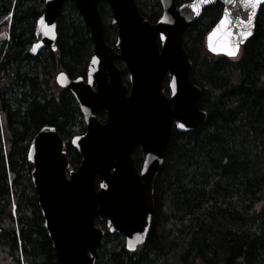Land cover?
I'll use <instances>...</instances> for the list:
<instances>
[{"label": "trees", "instance_id": "obj_1", "mask_svg": "<svg viewBox=\"0 0 264 264\" xmlns=\"http://www.w3.org/2000/svg\"><path fill=\"white\" fill-rule=\"evenodd\" d=\"M133 1L150 24L161 17L158 0ZM188 2L174 0L177 7ZM43 6L44 0H0V26L8 24L0 42V264H58L31 185L32 137L52 127L65 142L68 171L81 161L70 141L85 132L82 114L54 77L63 72L86 80L93 44L76 8L65 3L55 51L31 55ZM98 6L104 41L113 47L110 10ZM221 11L220 4L205 8L182 36L206 121L191 132L172 128L142 246L127 251L123 236L95 219L103 235L94 264H264V2L235 58L215 57L204 47ZM116 64L127 83L124 64ZM96 118L102 123L104 112ZM133 155L138 169L140 149Z\"/></svg>", "mask_w": 264, "mask_h": 264}, {"label": "water", "instance_id": "obj_2", "mask_svg": "<svg viewBox=\"0 0 264 264\" xmlns=\"http://www.w3.org/2000/svg\"><path fill=\"white\" fill-rule=\"evenodd\" d=\"M263 2L249 8L241 0H204L193 12L189 7L193 0L179 7L174 0H158L161 17L150 24L133 0H44L31 55L46 48L55 51L57 19L65 3L76 8L93 44L86 80H71L62 72L55 76L56 85L71 94L85 124V132L70 141L80 156L79 166L67 172L65 142L52 127L38 131L27 149L31 185L58 264H94L103 235L94 226L97 218L105 221L110 233L123 236L127 251L142 246L150 230L153 182L172 128L191 132L206 121L182 36L205 8L220 4L222 15L205 36V49L215 57L235 58L250 38ZM99 3L109 8L117 30L113 47L104 41ZM226 13L230 26L218 29ZM244 32L250 35L245 38ZM210 35L215 51L209 48ZM225 42L238 49L235 56L225 54ZM116 62L124 64L127 85ZM165 79L168 96L163 93ZM101 111L102 123L96 118ZM138 148L143 157L139 170L132 157Z\"/></svg>", "mask_w": 264, "mask_h": 264}, {"label": "snow or ice", "instance_id": "obj_3", "mask_svg": "<svg viewBox=\"0 0 264 264\" xmlns=\"http://www.w3.org/2000/svg\"><path fill=\"white\" fill-rule=\"evenodd\" d=\"M204 0H193V3L191 5H189V7H191L193 12H196L198 7L200 6L201 3H203ZM261 2V0H241L242 5L249 7V8H254L257 6V4H259ZM237 19H239V17H237ZM252 19V15L249 14L248 15V22L250 23ZM244 21H241V24H243ZM230 26V22L227 19V13L224 19H222L220 21V24L218 26V29L223 28V29H227ZM213 35H215V32L213 33ZM244 37L247 38L248 35H250V33L248 32H244ZM209 48L210 50L215 51V49L212 47V36L210 35L209 37ZM223 49L225 51L226 55L229 56H235L236 55V51H238V49L233 50L232 46L230 44H228L227 42H225V44L223 45ZM132 245L130 244V247Z\"/></svg>", "mask_w": 264, "mask_h": 264}, {"label": "rangeland", "instance_id": "obj_4", "mask_svg": "<svg viewBox=\"0 0 264 264\" xmlns=\"http://www.w3.org/2000/svg\"><path fill=\"white\" fill-rule=\"evenodd\" d=\"M7 31H8V24L7 25H1L0 26V42L5 40L7 38ZM127 75V74H126ZM128 78V75L126 76V79ZM127 84V83H126ZM134 154V153H133ZM134 155H132L133 157ZM134 158V157H133Z\"/></svg>", "mask_w": 264, "mask_h": 264}]
</instances>
